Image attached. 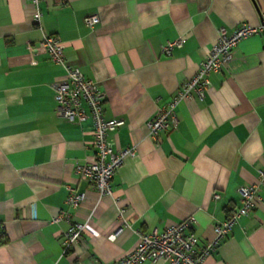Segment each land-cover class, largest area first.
<instances>
[{
  "label": "crops",
  "instance_id": "crops-1",
  "mask_svg": "<svg viewBox=\"0 0 264 264\" xmlns=\"http://www.w3.org/2000/svg\"><path fill=\"white\" fill-rule=\"evenodd\" d=\"M39 8L36 23L27 0H0V264H110L136 246L137 231L189 216L203 245L239 205L237 187L264 169V32L237 44L228 68L210 74L203 98L176 105V127L154 141L147 123L194 75L218 29L258 24L264 0H41ZM89 14L100 19L93 28L84 23ZM50 34L67 61L97 82L104 117L123 120L115 148L132 153L111 181L113 196H100L74 172L93 159L92 123L55 110L51 84L63 69L35 51ZM181 35L182 47L161 53ZM68 186L86 195L74 210ZM259 192L253 211L202 264H264V187ZM118 207L129 226L116 235ZM62 210L85 225L65 253L68 223L54 220Z\"/></svg>",
  "mask_w": 264,
  "mask_h": 264
},
{
  "label": "built area",
  "instance_id": "built-area-1",
  "mask_svg": "<svg viewBox=\"0 0 264 264\" xmlns=\"http://www.w3.org/2000/svg\"><path fill=\"white\" fill-rule=\"evenodd\" d=\"M34 8V21L39 23L41 0H27ZM100 22L97 14L84 17L87 27L93 28ZM264 32V13L260 16L258 24L240 23L231 32L224 27L218 29V37L209 53L200 60L194 75L185 81L174 93L167 105L160 107L156 115L150 119L148 136L156 141L159 133L170 125L176 127V105L193 96L203 98L210 86L209 76L220 72L230 65L234 58V48L250 35ZM184 36L166 41L160 47L164 55H171L174 48L183 46ZM63 44L57 35H44L35 47L37 53H45L50 60L63 69L61 79L51 84L55 110L59 117L76 124L91 120L92 144L94 148L93 159L86 163H76L74 172L81 178L87 179L90 185L100 196H113L111 181L123 163L125 155L132 153V149L115 148L114 131L123 124L119 118L107 119L104 117V94L99 90L97 82L86 78L80 69L71 65L63 51ZM260 187H264V169L259 170L257 181L253 184L239 185L236 189L239 195V205L233 209L222 221L214 224L213 237L200 247L197 246V237L191 230L194 217L189 216L179 222L164 227L161 231L145 233L137 231L136 246L122 257L110 264H141L144 261H166L169 264H202L217 248L219 242L225 238L232 228L243 217L248 216L255 208L256 200L261 199ZM66 203L72 210L76 209L85 199L84 192L75 191L67 187ZM212 198L218 199L219 193L214 192ZM120 225L114 234H118L128 227L123 218V208L118 207ZM54 220H64L68 227L64 232L63 253L70 251L80 240L85 225L71 220L69 210H62Z\"/></svg>",
  "mask_w": 264,
  "mask_h": 264
},
{
  "label": "trees",
  "instance_id": "trees-1",
  "mask_svg": "<svg viewBox=\"0 0 264 264\" xmlns=\"http://www.w3.org/2000/svg\"><path fill=\"white\" fill-rule=\"evenodd\" d=\"M51 35H54V34H51ZM4 236V232H0V237ZM6 238L4 237V240H3V243L6 242Z\"/></svg>",
  "mask_w": 264,
  "mask_h": 264
}]
</instances>
